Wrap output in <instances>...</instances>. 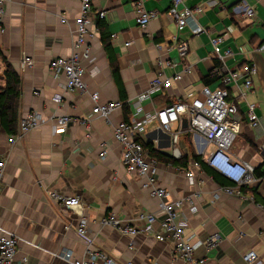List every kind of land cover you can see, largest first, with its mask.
Here are the masks:
<instances>
[{
  "label": "crops",
  "instance_id": "1",
  "mask_svg": "<svg viewBox=\"0 0 264 264\" xmlns=\"http://www.w3.org/2000/svg\"><path fill=\"white\" fill-rule=\"evenodd\" d=\"M209 1L186 2L189 8L204 9L198 23L206 33L191 36L186 29L178 32L166 15L171 0L145 2V9L157 15L143 31L135 22L133 0H91L94 10L107 12V19L97 22L101 31L91 43V60L84 64L85 90L65 94L64 79H53L48 64L54 58L68 57L71 52L73 20L79 16L78 0H7L0 51L21 80L18 118L35 112L43 120L39 128L13 145L9 144V135L0 131V160L5 161L0 236L13 234L17 238V260L26 257L27 264H68L62 254L71 252L72 259L79 261L88 242L93 250L107 254L115 264H181L171 259L169 242L160 243L145 235L122 236L110 227L98 225L108 213L130 220L138 212L158 216L160 210L158 200L141 188L142 180L124 171L120 148L112 140L113 126L122 121L140 123L142 113L125 105L105 122L91 115L90 95L97 93L101 104L132 100L159 73L155 65L159 58L175 64L163 73L172 76L182 72L181 80L168 92L153 93L149 101L141 104L143 114L160 110L178 98L189 100L205 83L214 89L220 81L210 77L217 67L211 39L223 37L218 46L221 55L231 51L232 55L224 59L226 70L233 71L246 63L256 67L246 100L256 104L260 124L251 128L245 105L240 104L234 118L239 132L227 155L253 169L261 168L264 175V153L260 149L264 141V51H255L264 47V0H214L215 6L211 7ZM245 8L253 10V18L245 16ZM63 16L67 24L60 23ZM92 29L90 25L89 30ZM175 37L177 42H187L188 53L183 59L172 47ZM127 43L130 45L125 47ZM25 59H30V63ZM111 64L118 71L116 78ZM56 94H62L60 104L52 100ZM58 116L89 121L59 131L54 121ZM89 129L91 135L86 138ZM177 129L174 125L171 132ZM136 139L173 158L170 134L161 131L155 122L144 125ZM102 143L107 144L104 161L99 160ZM188 146L198 155L193 138L180 136L178 159L187 157V165L191 161ZM145 155L149 158L146 151ZM157 167L158 186L171 199H191L192 205L185 203L181 209L187 223L186 236L191 242L219 237L215 248L200 247L194 252L195 258L205 259V264H244L241 257L254 252L257 259L252 264H264V207L250 200V193H243V198L226 195L201 170L194 172V183L189 184L183 175L184 168L161 162H157ZM253 187L255 196L264 201V177ZM48 193L80 197L83 215L88 220L85 236L76 233V211L65 210Z\"/></svg>",
  "mask_w": 264,
  "mask_h": 264
},
{
  "label": "built area",
  "instance_id": "2",
  "mask_svg": "<svg viewBox=\"0 0 264 264\" xmlns=\"http://www.w3.org/2000/svg\"><path fill=\"white\" fill-rule=\"evenodd\" d=\"M149 0H133V12L135 22L140 30H145L151 19L157 15L155 12H148L145 9V2ZM188 0H171L166 15L173 21L178 32L184 29L188 30L191 36H198L206 33L199 25L198 17L202 15L204 9L201 6L189 8L186 6ZM7 0H0V33L5 31L3 19L5 16V5ZM79 16L73 20L74 39L71 52L68 57H57L52 59L48 64V72L53 79L63 78L65 83L63 92L65 94H75L85 90V68L84 64L91 60V43L98 36V21L107 19V12L94 10L91 0H78ZM209 6H215V1L210 0ZM244 14L247 18L254 17L251 8H245ZM61 24H67L66 18L60 17ZM92 25L93 29L89 30ZM115 36L113 35L112 38ZM223 37L210 40L213 48L212 54L217 61V67L210 72V77L219 78L220 85L214 89L208 86H202L199 92L189 100L178 98L170 105L160 110H153L149 115L143 114L141 104L149 101L156 91L168 92L174 83L181 80V73H175L167 76L163 73L166 69H173L174 63L171 60L159 58L155 65L159 73L150 81L147 89L138 94L128 102H108L99 103L97 93L90 95L93 107L91 115L105 122L109 121L110 116L115 111L122 110L125 105L134 108V112L142 113V121L120 122L113 126L112 140L120 148V161L124 171L129 175L139 177L141 188L148 192L151 198L159 202L160 214H147L138 212L132 219L123 220L112 213L103 217L98 225L100 227H110L122 236L135 237L138 235L152 236L160 243L169 242L171 248V259L181 264H205V259H197L194 252L200 248H215L219 243L217 235L211 236L204 242L196 240L191 242L186 236L187 223L182 216V207L185 203L192 205L191 199L170 198L166 190L158 186V167L156 160L148 158L145 155L140 142L136 135L141 128L155 122L158 128L164 133L170 134L171 154L173 158H179L177 148L179 137L189 134L193 138V144L196 152L202 157L204 163L214 172L222 176L229 182V186L220 187V190L229 196L243 198L241 187L251 188L261 179L255 178L253 168L246 163L236 162L229 158L227 150L233 144L238 132L239 123L235 121L238 107L244 104L246 108L247 123L251 128L259 126V118L256 115L257 106L246 100L247 93L252 88V79L256 75V67L252 64H243L239 68L229 71L224 67V59L230 57L231 51L227 50L223 55L218 51ZM172 46L180 59L186 57L188 53L187 42H177L173 38ZM130 44H125V47ZM160 49V45H156ZM256 52H263L264 47L258 48ZM30 63V59H25ZM188 72V68L185 70ZM62 94H56L52 100L55 104H60ZM186 118L187 128H181V119ZM59 131L65 130L71 124L85 125L88 119H79L69 116H58L55 118ZM43 124L41 117L35 113H29L21 118L18 123L17 132L9 136V144L13 145L16 140L25 134L39 128ZM176 125L177 131L171 132L172 127ZM87 126V125H86ZM58 131V132H59ZM90 129L86 138L90 137ZM209 148L211 150L209 151ZM261 152L264 153V141L260 146ZM107 155V144L102 143L99 160L104 161ZM199 164L190 161L183 170V175L189 184L194 183V172L198 171ZM5 174V161L0 160V196L3 191V180ZM50 199L60 205L65 210L76 211L79 215L78 223L75 227L77 235L83 237L86 235L88 220L83 215V203L78 196L64 197L55 193H48ZM216 197V196H215ZM253 200V196H250ZM67 230V228H66ZM17 238L13 234L0 236V264H27L26 257L16 259ZM61 258L68 264H115L114 261L105 253L95 251L91 244L87 242L86 253L79 261L72 259L71 252H65ZM257 259L254 252H248L241 257L244 264H252ZM132 264V263H129Z\"/></svg>",
  "mask_w": 264,
  "mask_h": 264
},
{
  "label": "trees",
  "instance_id": "3",
  "mask_svg": "<svg viewBox=\"0 0 264 264\" xmlns=\"http://www.w3.org/2000/svg\"><path fill=\"white\" fill-rule=\"evenodd\" d=\"M99 33L101 31L100 27ZM108 48V47H107ZM106 48V49H107ZM0 64H1V75L3 84L0 85V131H4L7 135H14L17 132L19 118V103L21 97V80L17 73L12 69L11 65L8 63L6 58L3 56L0 51ZM112 73L114 77H117L118 71L114 65H112ZM207 84L205 83L204 86ZM168 103L167 105L172 104ZM166 105V106H167ZM186 139L190 137L189 134L183 135ZM139 142V141H138ZM141 146L144 151L147 152L149 158L156 160V162H161L165 165L178 168H186L188 158L182 157L178 160H175L167 155H164L160 152L155 151L150 144H143ZM189 147V146H188ZM189 157L191 161L197 162L199 164V169L203 171L207 176L211 177L212 180L217 183L220 187L229 186V182L225 180L222 176L210 169L203 161L202 157L196 155L192 148L189 147ZM253 175L255 178L262 179L264 177L261 172V168L253 169ZM241 193H250L253 196V201L260 203L264 207V201L258 199L255 196V187L247 188L241 187Z\"/></svg>",
  "mask_w": 264,
  "mask_h": 264
},
{
  "label": "water",
  "instance_id": "4",
  "mask_svg": "<svg viewBox=\"0 0 264 264\" xmlns=\"http://www.w3.org/2000/svg\"><path fill=\"white\" fill-rule=\"evenodd\" d=\"M181 128L186 129L187 128V120L186 118L181 119Z\"/></svg>",
  "mask_w": 264,
  "mask_h": 264
},
{
  "label": "rangeland",
  "instance_id": "5",
  "mask_svg": "<svg viewBox=\"0 0 264 264\" xmlns=\"http://www.w3.org/2000/svg\"><path fill=\"white\" fill-rule=\"evenodd\" d=\"M0 66H1V64H0ZM0 73H1V71H0ZM211 150V148H209V151Z\"/></svg>",
  "mask_w": 264,
  "mask_h": 264
}]
</instances>
